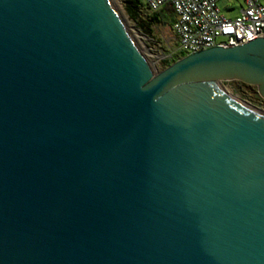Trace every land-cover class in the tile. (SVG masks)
<instances>
[{"label": "water", "instance_id": "water-1", "mask_svg": "<svg viewBox=\"0 0 264 264\" xmlns=\"http://www.w3.org/2000/svg\"><path fill=\"white\" fill-rule=\"evenodd\" d=\"M264 38L153 73L111 0H0V264H264Z\"/></svg>", "mask_w": 264, "mask_h": 264}, {"label": "built area", "instance_id": "built-area-1", "mask_svg": "<svg viewBox=\"0 0 264 264\" xmlns=\"http://www.w3.org/2000/svg\"><path fill=\"white\" fill-rule=\"evenodd\" d=\"M219 0H140L151 14L171 9L170 25L173 46L164 61L178 60L187 55L215 48L240 46L264 38V0L241 2L235 18L221 14Z\"/></svg>", "mask_w": 264, "mask_h": 264}, {"label": "rangeland", "instance_id": "rangeland-1", "mask_svg": "<svg viewBox=\"0 0 264 264\" xmlns=\"http://www.w3.org/2000/svg\"><path fill=\"white\" fill-rule=\"evenodd\" d=\"M116 11L120 15L122 22L130 35L134 45L137 47L141 56L153 73L164 69L163 57L168 55L169 47L173 46L172 35L170 32L171 17L166 8L160 14V22L149 26L144 25V29L130 20L123 8L122 0H111ZM217 6L222 15L228 18H235L240 10L241 2L237 0H219ZM141 17L149 20L151 13L146 9H141ZM238 81L221 82L219 86L223 91L239 100L249 104L256 110L264 112V99H262L254 86L245 85Z\"/></svg>", "mask_w": 264, "mask_h": 264}, {"label": "trees", "instance_id": "trees-1", "mask_svg": "<svg viewBox=\"0 0 264 264\" xmlns=\"http://www.w3.org/2000/svg\"><path fill=\"white\" fill-rule=\"evenodd\" d=\"M122 3H123V8H124V11H125L127 17L145 31L147 29H144V25L149 26L150 24L160 22V14H162V12L152 14L151 17L149 18V20L142 19L141 14H140L141 9L142 8L145 9V8L142 5V3L140 2V0H122ZM168 11L171 14L170 17H171V22H172L174 20V15H173L171 9H168ZM174 61H175V59H173L171 61H167V62L165 61L163 64L164 68H166L167 66L172 64Z\"/></svg>", "mask_w": 264, "mask_h": 264}, {"label": "bare ground", "instance_id": "bare-ground-1", "mask_svg": "<svg viewBox=\"0 0 264 264\" xmlns=\"http://www.w3.org/2000/svg\"><path fill=\"white\" fill-rule=\"evenodd\" d=\"M219 88L221 89L220 86H219ZM221 90H222V92L225 94V96H226L227 98H229L231 101H233V102L239 104L241 107H243L244 109H246L247 111H249V112L252 113L253 115H256V116H259V117H261V118H264V112H261L260 110L258 111V110H256V108L254 109L252 106H250L249 104H247V103H245V102L239 100L238 98L233 97V96H230L231 94H230V95L226 94V93L223 91V89H221Z\"/></svg>", "mask_w": 264, "mask_h": 264}]
</instances>
